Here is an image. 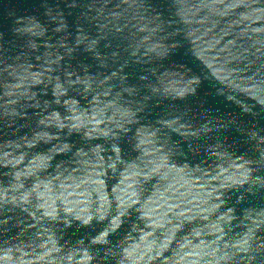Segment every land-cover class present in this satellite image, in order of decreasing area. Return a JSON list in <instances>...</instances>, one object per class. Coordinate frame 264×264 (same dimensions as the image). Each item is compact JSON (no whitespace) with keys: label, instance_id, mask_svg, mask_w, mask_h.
<instances>
[{"label":"water","instance_id":"water-1","mask_svg":"<svg viewBox=\"0 0 264 264\" xmlns=\"http://www.w3.org/2000/svg\"><path fill=\"white\" fill-rule=\"evenodd\" d=\"M0 264H264V0H0Z\"/></svg>","mask_w":264,"mask_h":264}]
</instances>
